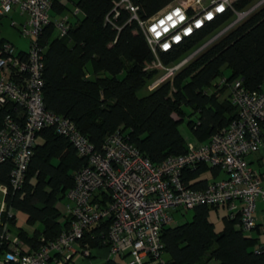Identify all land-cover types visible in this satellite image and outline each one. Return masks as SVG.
Returning a JSON list of instances; mask_svg holds the SVG:
<instances>
[{
	"label": "trees",
	"instance_id": "trees-1",
	"mask_svg": "<svg viewBox=\"0 0 264 264\" xmlns=\"http://www.w3.org/2000/svg\"><path fill=\"white\" fill-rule=\"evenodd\" d=\"M67 1L79 14L66 36H52L49 25L37 40L43 50L41 100L45 110L71 121L95 151H100L106 136L118 130L141 156L158 165L166 157L185 152L187 141L178 131L184 119L185 128L197 144L207 142L213 133L236 119L237 110L228 90L232 81L240 80L249 91L259 90L264 84V3L178 68L172 77L137 97L136 93L147 88L158 71L144 70L152 57L136 24L125 23L128 15L120 12L114 21L118 31L104 25L105 15L118 0ZM173 1L135 0L134 4L138 18L144 21ZM257 1L240 0L236 7L247 8ZM51 10L59 15L70 12L59 0L52 2ZM225 20L226 16H222L193 38L160 54L162 65L178 63L182 55ZM3 43L7 42L0 39V46ZM221 79L225 81L219 87ZM262 151L264 157V148ZM85 165L66 139L52 128L42 129L35 137L20 189L12 191L8 187L11 164L0 165V186L6 187L1 223H6L7 229L30 248L52 240L61 227L67 226L57 223L60 214L55 206L73 186L74 174ZM220 174L223 172L218 168L200 164L184 170L181 179L186 188L199 190ZM216 209L195 207L188 222L163 227L160 239L167 259L152 264H264V246L254 248L257 237L237 228L238 215L233 219L224 215L221 229L214 230L208 214ZM9 210L23 214L27 226L40 228L27 234L14 227V216L7 217ZM107 224L92 227L83 242L94 234L93 240H87L88 246L104 247L101 240ZM102 264L119 263L105 259Z\"/></svg>",
	"mask_w": 264,
	"mask_h": 264
},
{
	"label": "built area",
	"instance_id": "built-area-1",
	"mask_svg": "<svg viewBox=\"0 0 264 264\" xmlns=\"http://www.w3.org/2000/svg\"><path fill=\"white\" fill-rule=\"evenodd\" d=\"M53 1L0 0V21L14 10L25 21L17 27L11 22L10 27H16L18 34L29 40L25 52L16 51L8 43L0 46V165L11 164L8 187L12 191L20 189L35 137L48 127L66 139L86 165L74 174L73 186L65 193L67 226L52 240L26 251L21 239L0 221V264H65L76 252L88 257L91 247L87 240L95 235L90 234L83 242L86 232L105 222L108 224L101 242L108 256L125 257L124 264H152L161 261L160 231L171 224L170 213L201 206L224 208L229 219L238 215L237 228L250 233L256 226L253 215L257 203L264 212V188L245 158L264 148V84L259 90L249 91L240 80L232 81L228 90L237 110L236 119L213 133L207 142H187L182 155L166 157L158 165L141 156L118 130L106 136L100 151H95L71 121L45 110L42 104L43 50L37 40L49 25L57 38L65 37L71 19L78 14L72 9L52 19ZM134 1L113 2L103 23L118 31L114 21L124 12L128 15L125 23L136 24L152 57L144 70L161 72L147 86L149 91L264 3L258 0L238 9L240 0H175L143 21L137 16ZM222 16L226 20L220 29L187 57L170 68L162 65L160 54L193 38ZM224 81H219V87ZM200 164L218 168L224 178L199 190L186 188L182 172ZM5 193L6 187L0 186L1 196ZM7 217L11 215L7 213Z\"/></svg>",
	"mask_w": 264,
	"mask_h": 264
},
{
	"label": "rangeland",
	"instance_id": "rangeland-1",
	"mask_svg": "<svg viewBox=\"0 0 264 264\" xmlns=\"http://www.w3.org/2000/svg\"><path fill=\"white\" fill-rule=\"evenodd\" d=\"M68 9L70 11H72V8L70 7V5H68ZM66 13H69V12H66L65 11L64 14L66 15ZM56 19H54V20H56ZM23 20H24V17L19 16L17 12H15L14 10H11L9 12V14L7 15V17L1 19V21H0V39L4 40L8 44L12 45V47L16 51H21V52L27 51L28 43H29V40L27 38H22L18 34V32L16 31V27ZM10 22H14L16 24V27L15 28L10 27ZM219 29H216L213 33H211L210 35H208L203 41H206L209 37H211ZM199 45H196L195 47H193L192 49H190L189 51H187L184 55H182V57L180 59H184L185 57H187ZM146 94H147L146 88H143V89H141L140 91H138L136 93L137 97H143ZM178 131L180 132V134L183 136L184 139L187 140V139L190 138L189 132L185 128V119L178 126ZM261 154H262L261 151L260 152H257V155L258 156H261ZM254 157H256V156H254V155L249 156L247 158V160H249V158L251 160H253ZM261 158H262V156H261ZM251 166H252L253 171L256 174L260 173V174H262V177L264 178V158L261 159L260 166H257L255 164H252ZM260 182H261V186L264 188V182L263 181H260ZM1 202H2V196L0 194V203ZM62 205H63V202L60 200L57 203V207L59 209H61V206ZM13 215L15 217V225H14V227H18V228L23 229V230L28 231V232H31L33 230L32 228H37V229L40 228V225L27 226L25 224V217H24V215L21 214V213H19V212H17V213L14 212ZM172 215L173 216H172L171 225L172 226L181 225V224H183L185 222H188L191 219V217H192V211L191 210H188V211L177 210V211L173 212ZM224 215H226V210L224 208H221V207L218 208V209H216V210H210L209 211L208 221L212 224V226H213V228H214L215 231H219L221 229V226H222L221 218ZM261 226H262V231L263 232L259 233V239L260 240L264 239V221H262ZM98 252H100V253L101 252H104L105 255L107 256V250H106L105 247H102V248H94V249H91L90 250V256L89 257H83L79 252H77L76 255H73L72 258L70 259V261L66 262L65 264H101L105 260V257L99 256L98 255ZM115 258H116V260L118 262L123 263V264L127 260L126 258L125 259L124 258L119 259L118 257H115ZM50 264H56V263L54 261H51Z\"/></svg>",
	"mask_w": 264,
	"mask_h": 264
},
{
	"label": "crops",
	"instance_id": "crops-1",
	"mask_svg": "<svg viewBox=\"0 0 264 264\" xmlns=\"http://www.w3.org/2000/svg\"><path fill=\"white\" fill-rule=\"evenodd\" d=\"M175 1V0H174ZM173 1V2H174ZM59 2L61 3V4H66L67 6L69 5V2L67 1V0H59ZM172 4V3H171ZM51 12H50V17L52 18V19H56V18H58L59 16H64L65 14L64 13H62V14H55L52 10H50ZM68 12V11H67ZM79 14V13H78ZM77 14V15H78ZM66 15H67V13H66ZM76 15V16H77ZM75 16V17H76ZM75 17L73 18V19H71V21H70V25L72 24V23H74V20H75ZM24 21H25V19L20 23V24H22V23H24ZM11 23V22H10ZM14 23V22H13ZM15 24V23H14ZM20 24H18V25H20ZM16 25V24H15ZM216 29H219V26L218 27H216L215 29H213V30H211L209 33H207L202 39H200L199 41H200V43L201 42H204L203 40L208 36V35H210L211 33H213ZM52 31H53V29H52ZM198 34V33H197ZM196 34V35H197ZM54 35V37H57L56 36V33L53 31L52 32V36ZM195 35V36H196ZM191 39V38H190ZM199 43V44H200ZM198 44V45H199ZM12 46V45H11ZM181 60H183V59H181ZM180 60V61H181ZM180 61H178V63L180 62ZM161 62V61H160ZM177 63H175V64H173V65H171V66H164V67H167V68H170V67H172V66H174V65H176ZM226 72V73H225ZM160 73V74H159ZM224 76L225 75H227V71L225 70L224 71ZM159 74V75H158ZM158 74L154 77V79H153V81L154 80H156L158 77H160L161 76V72H158ZM151 83V82H150ZM146 90H148L147 88H146ZM149 91V90H148ZM187 130V129H186ZM188 131V130H187ZM189 135H190V133H189ZM186 140V139H185ZM187 142H191V143H194V144H197V143H195L194 142V140H192L191 139V135H190V138L189 139H187L186 140ZM208 141V140H207ZM201 144H203V143H201ZM197 145H199V144H197ZM261 152H262V154H261V156H262V158H264L263 157V151L262 150H260ZM259 151V152H260ZM252 155H254V156H256V157H254V159L253 160H251L250 158H249V160H247V158L249 157V156H252ZM252 155H249V156H247L245 159H246V161H247V164H248V166L250 167V169L253 171V169H252V164H255V165H257V166H260V164H261V156H258L257 155V153H254V154H252ZM253 173L256 175V177L260 180V181H263L264 182V178L262 177V174H260V173H258V174H256L254 171H253ZM224 178V175L223 174H220L219 176H218V178L215 180V181H217V180H221V179H223ZM209 184V183H208ZM66 193V192H65ZM62 202H63V205L61 206V209H59L58 207H57V204H56V209L58 210V212H59V214H60V218L57 220V223L58 224H61L62 222L64 223V224H66V223H68V220H69V218H68V216L66 215V213H65V206H66V200H65V195H64V197H63V199L61 200ZM15 211H12V210H9L8 211V214H10L11 216H14L13 215V213H14ZM17 213V212H16ZM172 213L173 212H171L170 213V215H171V222H172ZM254 219H255V223H256V228L255 229H253L252 231H251V233H250V235H252V236H255V237H257V241H258V243L254 246V248H257V247H259L260 245L261 246H264V239H262V240H260L259 239V233H261V232H263L262 231V226H261V224H262V221H264L263 219H264V212H263V207H262V205L260 204V203H258V204H256V210H255V213H254ZM25 217V216H24ZM15 218V217H14ZM35 226V225H34ZM169 226H172L171 224L169 225ZM175 226H177V225H175ZM64 227H61V230L63 229ZM32 229H34V228H32ZM10 231V230H9ZM11 232V231H10ZM27 234H29L30 232H28V231H25ZM11 233H13V232H11ZM15 234V233H14ZM21 241H22V239H21ZM23 242V241H22ZM24 243V242H23ZM24 246H25V250L26 251H29V250H33V249H35V248H30L28 245H26L25 243H24ZM105 247V246H104ZM91 249H94V247H91ZM77 253V252H76ZM76 253H74V254H72V256L73 255H76ZM98 255L99 256H101V257H105V259H111V260H113L114 262H116V263H119V264H123V263H120V262H118L117 260H116V258L115 257H118V256H112V255H110V256H106L105 255V253L104 252H98ZM72 256H71V258H72ZM70 258V259H71ZM119 259H121V258H123V257H118ZM124 259H125V257H124ZM127 259V258H126ZM167 259V257L165 256V255H163V253H162V255H161V261H165ZM70 261V260H69ZM104 262V261H103ZM102 262V263H103ZM101 263V264H102Z\"/></svg>",
	"mask_w": 264,
	"mask_h": 264
}]
</instances>
